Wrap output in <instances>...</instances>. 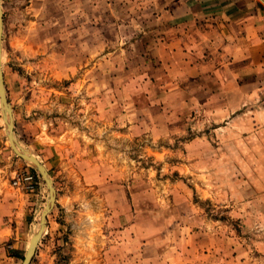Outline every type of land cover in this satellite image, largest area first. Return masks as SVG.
Instances as JSON below:
<instances>
[{"label":"rangeland","instance_id":"obj_1","mask_svg":"<svg viewBox=\"0 0 264 264\" xmlns=\"http://www.w3.org/2000/svg\"><path fill=\"white\" fill-rule=\"evenodd\" d=\"M0 1L15 141L55 187L29 264H264V96L201 31L190 56L162 1ZM8 133L0 97V264H23L50 190Z\"/></svg>","mask_w":264,"mask_h":264},{"label":"crops","instance_id":"obj_2","mask_svg":"<svg viewBox=\"0 0 264 264\" xmlns=\"http://www.w3.org/2000/svg\"><path fill=\"white\" fill-rule=\"evenodd\" d=\"M155 1L165 4L169 30L182 35L175 44H183L184 54L192 55L186 49L194 46L189 32L195 26L203 33L200 47L210 48L209 55L219 58V72L228 71L227 79L235 82L231 92L264 96V0Z\"/></svg>","mask_w":264,"mask_h":264},{"label":"water","instance_id":"obj_3","mask_svg":"<svg viewBox=\"0 0 264 264\" xmlns=\"http://www.w3.org/2000/svg\"><path fill=\"white\" fill-rule=\"evenodd\" d=\"M2 15H3V11H2V5H1V1H0V47H1V41H2V32H3ZM0 97H1L3 107H4L5 118L7 121L8 130H9L8 137H9V141L11 143L13 150L18 155L22 156L23 158H25V159H27V160H29L35 164V166L40 170L43 178L47 182V184L49 186V190H50L49 204L46 206V208L43 210V212L41 214L40 229L35 234V236L31 239V242L29 244V247H28L26 255H25V260L23 262V264H29L31 257L33 255V252H34V248H35L38 240L42 236L43 232L45 231L46 227H47V215L55 203V187H54L53 181L48 176L44 165L33 155H30V154L22 151L16 144L14 132H13L14 122H13V117H12V113H11V108L9 106V103L7 101L6 94L4 91L3 71H2V67H1V57H0ZM8 119H10V121H8Z\"/></svg>","mask_w":264,"mask_h":264},{"label":"bare ground","instance_id":"obj_4","mask_svg":"<svg viewBox=\"0 0 264 264\" xmlns=\"http://www.w3.org/2000/svg\"><path fill=\"white\" fill-rule=\"evenodd\" d=\"M8 121H10V119H8Z\"/></svg>","mask_w":264,"mask_h":264},{"label":"trees","instance_id":"obj_5","mask_svg":"<svg viewBox=\"0 0 264 264\" xmlns=\"http://www.w3.org/2000/svg\"><path fill=\"white\" fill-rule=\"evenodd\" d=\"M18 253V252H17ZM19 254V253H18Z\"/></svg>","mask_w":264,"mask_h":264}]
</instances>
